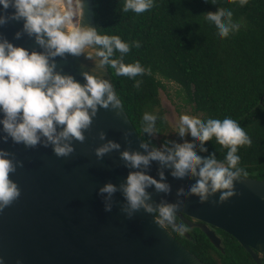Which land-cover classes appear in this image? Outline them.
I'll list each match as a JSON object with an SVG mask.
<instances>
[{
  "label": "clouds",
  "instance_id": "9594fccd",
  "mask_svg": "<svg viewBox=\"0 0 264 264\" xmlns=\"http://www.w3.org/2000/svg\"><path fill=\"white\" fill-rule=\"evenodd\" d=\"M230 2H238L243 7L248 0ZM71 3L72 0H67V9L62 10L58 0H0V27L10 21H22V29L15 32L14 38L19 40L27 35L43 50L29 51L0 33V132L3 133L0 142L7 143L11 138L14 144H23L26 148L51 146L57 157H68L75 152L73 141L84 143L85 132L91 129L100 108L117 110L116 115H120L123 105L109 79L83 70L84 82L81 83L72 74L57 70V57L83 55L93 60L98 69L110 67L117 77L134 80L137 89L142 80L136 78L151 74V68H145L139 61L125 62L133 47H141L139 41L125 42L118 35L100 34L95 27L75 23ZM212 3L215 4V0ZM155 6L154 0H124L121 11L139 15ZM9 9L13 11L8 12ZM205 20L215 25L221 38L238 32L241 27L240 22L233 20V11L223 7L206 12ZM156 121V115L145 112L141 121L143 133L155 136L158 133ZM175 132L182 139L190 133L193 142L166 140L161 147H150L151 139H141L139 148L143 151L121 150L119 142L106 139L104 131L98 133L99 140L105 142L94 149L97 159L118 151L124 166L130 169L119 185L108 181L99 187L98 195L103 197L106 212L112 211L113 197L120 192L124 198L120 211L128 219L141 209L149 214L156 212L155 223L159 227L168 224L183 235L189 228L177 223V213L185 199L196 196L200 203H206L219 192V199L211 202L222 204L237 194L235 182L247 176L238 166L241 158L237 153L241 147L253 144L245 129L229 117L202 120L181 114ZM129 135L128 131L124 132V139L130 144ZM213 139L227 150L223 162L215 153L201 156L197 152V147L199 152H207L205 142ZM152 162L159 165V179L148 173ZM18 165L23 167V162L15 160L14 153L0 148V212L21 195L19 186L11 179ZM165 169H169L175 179L194 178L195 182L188 185L187 191L183 185L177 188L175 202L161 199L156 203L149 188H154L156 193L171 194L172 191ZM0 264H3L2 257Z\"/></svg>",
  "mask_w": 264,
  "mask_h": 264
},
{
  "label": "water",
  "instance_id": "95a60500",
  "mask_svg": "<svg viewBox=\"0 0 264 264\" xmlns=\"http://www.w3.org/2000/svg\"><path fill=\"white\" fill-rule=\"evenodd\" d=\"M74 1L77 16L74 22L96 28L92 0ZM22 26V21H10L0 27V33L29 51H43L27 35L19 40L14 38ZM56 63L58 71L72 74L81 83L84 82L83 70L111 81L106 68H96L94 61L83 55H69L66 59L57 57ZM116 111L100 108L91 129L85 132L84 143L73 141L75 152L68 157H57L51 146L26 148L23 144H14L11 138L7 143L0 142V148L14 153L15 160L23 162V167L18 165L16 172L11 174L21 195L0 212L3 264H205L175 239L168 224L159 227L153 213L141 209L128 219L120 211V205L124 203L120 192L113 197L112 211L104 210L103 197L98 195L99 187L108 181L119 185L130 169L124 166L118 151L105 155L102 160L97 159L94 149L105 142L99 140L98 133L104 131L106 139L119 142L121 150L143 151L139 148L142 138L124 109L119 110V116ZM125 131L130 133V144L124 139ZM158 167L152 162L148 170L157 179ZM165 175L172 187L171 194L148 189L156 203L161 199L175 202L177 188L183 185L187 191L188 185L195 182L194 178L175 179L169 169H165ZM235 191L237 194L222 204L211 202L219 199V192L206 203H200L196 196L189 197L177 215L182 220H185L182 214L199 220L188 224L200 226L217 247H220V239L207 223L229 233L257 264H262L264 179L242 176L235 182Z\"/></svg>",
  "mask_w": 264,
  "mask_h": 264
},
{
  "label": "trees",
  "instance_id": "16d2710c",
  "mask_svg": "<svg viewBox=\"0 0 264 264\" xmlns=\"http://www.w3.org/2000/svg\"><path fill=\"white\" fill-rule=\"evenodd\" d=\"M124 0H92L94 19L98 33L118 35L125 42L139 41V49L133 47L125 57L126 63L139 61L151 74L136 79L142 80L139 89L128 77H117L109 67L112 84L121 100L123 109L139 136L151 144L162 146L166 140L181 142L165 135L170 126L164 120L160 103V92L168 91L174 83V96L192 111L200 113L202 120L208 118L235 119L253 141L251 147L238 150L239 167L247 177L264 179V0H248L241 7L230 0H154L155 7L148 12L135 14L121 11ZM220 7L233 11V20L240 22V30L221 38L215 25L205 20L206 12ZM119 55V53H117ZM145 112L157 116V140L143 133L142 117ZM193 142V140H191ZM197 145L199 142H195ZM207 152L215 153L224 161L226 149L216 144L215 139L205 142ZM158 217V213L153 212ZM177 223L188 226L189 231L181 235L167 227L175 239L205 264L195 246L198 238L204 241L220 264H257L239 242L229 233L208 224L219 237L217 247L198 225L200 222L182 214ZM196 235L193 237L194 233ZM264 264V256H261Z\"/></svg>",
  "mask_w": 264,
  "mask_h": 264
},
{
  "label": "rangeland",
  "instance_id": "374dc122",
  "mask_svg": "<svg viewBox=\"0 0 264 264\" xmlns=\"http://www.w3.org/2000/svg\"><path fill=\"white\" fill-rule=\"evenodd\" d=\"M65 2L68 7L67 0H65ZM71 8H72V11L74 12V21L76 22L77 16H76V7H75L74 0H72ZM168 86L169 87H168L167 92L163 90H161L160 92V103H161L164 115L165 117H167L166 122L170 126V129L167 132H165V135H168L169 137L177 139L179 135L178 133L175 132V128L178 123L179 116L181 114H188V115L197 116L200 118L201 114L200 113L195 114L189 106L183 105L180 99L174 96L173 92L176 89V85L174 83H169ZM162 136H163L162 134H156L154 138L159 140ZM184 139L190 142L191 140H193L190 133L186 134V136L181 140V143L183 142ZM158 147H161V146H158ZM193 233H194L193 235L194 237L196 233L194 231ZM195 246L198 249V251L201 253L202 258L204 260H206L209 264H216L214 261L213 253L210 251L209 246L204 241L198 238V240H196ZM216 259L218 263L220 264L221 261L218 255Z\"/></svg>",
  "mask_w": 264,
  "mask_h": 264
},
{
  "label": "bare ground",
  "instance_id": "6f19581e",
  "mask_svg": "<svg viewBox=\"0 0 264 264\" xmlns=\"http://www.w3.org/2000/svg\"><path fill=\"white\" fill-rule=\"evenodd\" d=\"M58 5L59 7L64 10V9H67V5H66V2L65 0H58ZM66 7V8H65Z\"/></svg>",
  "mask_w": 264,
  "mask_h": 264
}]
</instances>
